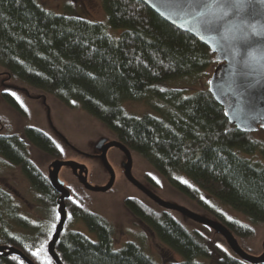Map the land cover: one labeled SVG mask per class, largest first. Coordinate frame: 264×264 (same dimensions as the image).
<instances>
[{
    "label": "trees",
    "instance_id": "16d2710c",
    "mask_svg": "<svg viewBox=\"0 0 264 264\" xmlns=\"http://www.w3.org/2000/svg\"><path fill=\"white\" fill-rule=\"evenodd\" d=\"M101 7L106 20L94 22L72 12L55 14L37 0H0V67L6 79L43 91L63 106L79 108L100 122L114 140L143 158L170 187L221 222L247 251L240 241L251 239L253 228L225 219L200 192L242 213L252 224L264 223V143L254 138L256 130L264 135V127L244 131L228 122L223 106L202 80L208 68L220 61L193 35L167 23L138 0H101ZM110 30L117 34L111 35ZM181 78L191 85L200 81L202 87L184 96L192 89L167 85ZM146 96L163 101L172 110L141 116L124 110L125 101ZM0 98L26 117L11 93L1 91ZM4 128L0 121V157L20 170L50 224L33 226L18 216L10 195L0 187V245L19 249L34 264L49 260L55 264L46 243L58 219V194L28 158L22 138L2 133ZM22 136L51 158H63L42 130L25 125ZM182 174L200 190L181 181ZM144 179L157 187L149 176ZM78 186L65 185L69 191L64 200L66 219L54 246L62 264H157L134 242L114 249L112 228L88 209L85 189ZM123 205L181 257L163 264H249L212 238L206 226L189 228L172 211H156L135 198H125ZM7 218L25 233L10 234L5 227ZM72 220L82 221L96 240L65 230ZM42 244L43 252L34 257L32 253ZM0 264L26 263L11 254L0 256Z\"/></svg>",
    "mask_w": 264,
    "mask_h": 264
},
{
    "label": "rangeland",
    "instance_id": "374dc122",
    "mask_svg": "<svg viewBox=\"0 0 264 264\" xmlns=\"http://www.w3.org/2000/svg\"><path fill=\"white\" fill-rule=\"evenodd\" d=\"M37 2L44 9L55 14L72 12L89 21L103 22L106 20L101 7V0H37ZM109 33L111 35L117 34L116 30H110ZM220 66L221 62L208 68L207 75L202 79L206 87L207 83L217 75ZM188 81V79L181 78L171 80L167 82V85L181 86L188 88V90L192 89L188 93H183L184 96L192 95L202 87L200 81L192 85L188 84ZM1 91H8L12 95L15 94L13 96L25 111L26 116L22 117L0 98V121L5 124L2 133L16 134L22 138L26 146L28 158L42 174L47 175V167H49V164L54 159L73 160L85 165L89 183L102 185L107 181V172L101 165L99 158L94 156L97 153L94 145L100 138L113 140V135L100 122L79 108L70 109L63 106L55 98L43 91L32 88L19 81L6 79L4 70L0 67ZM123 107L126 112L135 116H141L147 112L154 114V111L159 113L163 110H172L163 101L149 96L138 101H125ZM25 125L33 126L46 133L63 152V158H51L29 144L22 136V128ZM258 126L264 127L263 124H257L255 130ZM254 138L264 143V135L259 130H256ZM107 159L115 173V180L112 187L106 192H91L85 190V193L89 201L88 209L103 217L112 228L113 248L118 249L125 242L130 241L134 242L157 264H163L170 260L179 261L181 257L158 241L152 231L124 207L123 200L125 198H135L156 211H159L161 207L144 196L124 178L121 166V162L124 161V156L119 150L115 148L108 149ZM131 159L132 175L156 195L166 201L184 206L193 212L213 218L210 214L200 209L194 202L170 187L166 180L138 154L131 152ZM145 175L153 179L157 184L156 188L145 181ZM58 176L64 181L66 186H74L80 189V186H78L79 182L72 175L69 168L62 167L59 170ZM179 179L200 190L188 176L182 174ZM0 187L10 195L11 202L15 206V211L18 216L27 219L33 226L39 225L46 227L50 224L47 218L48 215L44 212V207L40 204L38 195L23 177L20 170L8 164L1 157ZM200 196L206 203L220 212L225 219L235 220L243 225L252 227L253 237L243 242L240 241V243L248 249L246 252L254 255L260 253L262 250V242L264 241V223L252 224L245 215L222 204L216 198L209 196L205 192H200ZM172 215L183 225L189 228H198L197 223L190 221L178 212L172 211ZM14 222L15 220L12 218H7L6 220L5 227H7L9 233L18 235L25 233ZM65 230L79 232L91 241L96 240V235L88 230L80 220H72L65 226ZM209 235L225 246L224 240L218 234L210 231ZM238 245L240 246L239 243ZM204 264L210 263L205 262Z\"/></svg>",
    "mask_w": 264,
    "mask_h": 264
},
{
    "label": "water",
    "instance_id": "95a60500",
    "mask_svg": "<svg viewBox=\"0 0 264 264\" xmlns=\"http://www.w3.org/2000/svg\"><path fill=\"white\" fill-rule=\"evenodd\" d=\"M172 26L193 35L199 42L214 52V59L221 62L215 77L208 82L212 97L220 103L228 122L244 131H253L257 124L264 125V0H243V9L231 18L223 16V7H216L217 0H196V3H207V11L214 14L220 28L215 31H205L194 17L177 14L173 0H138ZM188 3L189 0H184ZM235 2V0H219ZM242 18V19H241ZM98 158L107 172V181L102 185H93L87 180V170L84 164L73 160L54 159L47 169V181L58 194L56 200L58 214L55 228L46 243V252L55 264H62L54 246L63 229L66 219L64 200L69 197V191L64 181L58 176L61 167H69L81 186L91 192H106L115 180L114 169L107 159L110 148L119 150L124 161L121 163L124 178L139 190L144 196L163 209L178 212L190 221L206 226L218 234L226 248L239 259L249 264L264 263V241L259 254H250L242 249L232 233L219 221L190 209L166 201L139 182L131 173V152L116 140L100 138L94 145ZM17 255L26 264H34L19 249L13 246L0 245V256Z\"/></svg>",
    "mask_w": 264,
    "mask_h": 264
},
{
    "label": "snow or ice",
    "instance_id": "6c2138e0",
    "mask_svg": "<svg viewBox=\"0 0 264 264\" xmlns=\"http://www.w3.org/2000/svg\"><path fill=\"white\" fill-rule=\"evenodd\" d=\"M173 6L177 14H186L188 16L194 17L200 23V27L205 31H215L217 34L220 32L222 24H218L217 19L214 14L207 11L209 5L207 3H196V0H189L185 3L184 0H173ZM216 7H223L224 9L231 11H225L223 16L231 18L233 15H238L243 9V0H235V2H225L221 4L217 0ZM242 19V18H241ZM15 95V94H13ZM55 228V224L52 225ZM51 232H49V235ZM43 252V244L40 246L38 251L32 253L34 257H39ZM13 260L16 257L12 258ZM47 264H51V261H47Z\"/></svg>",
    "mask_w": 264,
    "mask_h": 264
},
{
    "label": "flooded vegetation",
    "instance_id": "af4514ba",
    "mask_svg": "<svg viewBox=\"0 0 264 264\" xmlns=\"http://www.w3.org/2000/svg\"><path fill=\"white\" fill-rule=\"evenodd\" d=\"M94 156L97 157V156H98V152H97L96 154H94ZM121 163H122V162H121ZM61 168H62V167H61ZM61 168H60V169H61ZM66 168H69V167H66ZM47 169H48V167H47ZM69 170L71 171L72 175L76 178V176L74 175V173L72 172V170H71L70 168H69Z\"/></svg>",
    "mask_w": 264,
    "mask_h": 264
}]
</instances>
